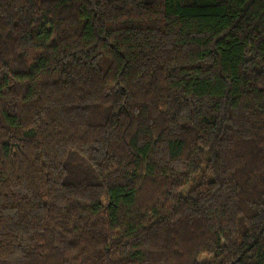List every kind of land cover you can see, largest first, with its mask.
Returning <instances> with one entry per match:
<instances>
[{"label": "trees", "instance_id": "1", "mask_svg": "<svg viewBox=\"0 0 264 264\" xmlns=\"http://www.w3.org/2000/svg\"><path fill=\"white\" fill-rule=\"evenodd\" d=\"M0 264H264V0H0Z\"/></svg>", "mask_w": 264, "mask_h": 264}, {"label": "rangeland", "instance_id": "2", "mask_svg": "<svg viewBox=\"0 0 264 264\" xmlns=\"http://www.w3.org/2000/svg\"><path fill=\"white\" fill-rule=\"evenodd\" d=\"M186 188L184 189V190H182L183 191V193H186ZM206 260H210V258L209 257H206V256H203L202 258H201V261H206Z\"/></svg>", "mask_w": 264, "mask_h": 264}]
</instances>
